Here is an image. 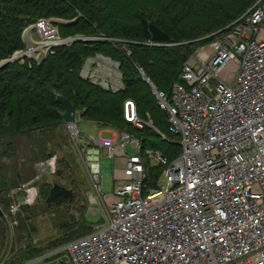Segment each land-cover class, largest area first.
<instances>
[{
  "label": "built area",
  "instance_id": "1",
  "mask_svg": "<svg viewBox=\"0 0 264 264\" xmlns=\"http://www.w3.org/2000/svg\"><path fill=\"white\" fill-rule=\"evenodd\" d=\"M60 22L42 18L31 25L19 61L41 62L74 43L60 36ZM217 35L184 63L169 96L138 68L179 138L181 152L172 162L159 151L143 156L141 141L124 131L115 139L87 137L85 146H92L81 149L77 124H68L97 192L91 200L101 202L105 219L91 234L21 264H42L61 252L73 264H264V0ZM122 50L132 55L127 45ZM79 76L105 91L125 89L120 63L100 54L85 60ZM123 112L133 127L166 138L149 114L139 116L135 101L127 100ZM146 159L167 165L166 186L146 188ZM56 160L47 162L51 173ZM105 174L114 179L111 196L102 193ZM27 192L30 205L36 192Z\"/></svg>",
  "mask_w": 264,
  "mask_h": 264
},
{
  "label": "trees",
  "instance_id": "2",
  "mask_svg": "<svg viewBox=\"0 0 264 264\" xmlns=\"http://www.w3.org/2000/svg\"><path fill=\"white\" fill-rule=\"evenodd\" d=\"M160 1L0 0V64L26 48L25 30L42 18L68 21L59 27L60 36L94 38L57 47L53 55L41 62L24 58L0 68V146L6 137L47 132L64 124L65 110L57 101L62 96L73 104L81 118L138 138L143 156L146 151L153 150L159 151L169 163L176 159L181 152L179 138L169 131L166 114L138 68L159 91L169 96L189 57L217 39L220 31L244 15L258 0H172L173 8L168 14L158 8ZM227 2L235 3L231 13L201 30L191 28V21L199 15L224 13ZM124 45L131 50V56H126L122 50ZM98 54L120 63L123 91H105L80 78L85 60ZM127 100L135 101L142 119L149 114L154 127L166 138L149 127L140 130L128 123L123 112ZM53 156L58 157L57 176L66 174L70 164L64 152L52 153L49 157ZM145 167L146 188H157L167 165H154L146 159ZM2 178L7 180L0 182V231L4 233L8 228L4 219L12 215L10 193L25 183L9 184L7 177L3 175ZM51 188L50 183H44L38 191L39 196L47 200ZM24 215L21 212L17 216V226L28 233L31 218ZM73 221L80 223L76 217ZM94 228L90 225L76 227L67 232L70 234L50 240L46 247H35L32 243L33 247L20 248L18 254L4 264H21L50 250L56 251L91 234Z\"/></svg>",
  "mask_w": 264,
  "mask_h": 264
},
{
  "label": "rangeland",
  "instance_id": "3",
  "mask_svg": "<svg viewBox=\"0 0 264 264\" xmlns=\"http://www.w3.org/2000/svg\"><path fill=\"white\" fill-rule=\"evenodd\" d=\"M171 1L172 0H161L157 6L163 13L168 14L173 8ZM178 6L180 5H176L175 7ZM234 6V2H227L224 13L197 16L191 21V28L193 30H201L212 25L215 21L231 13L234 10ZM180 9L183 11L182 7ZM168 19H170V17H168ZM66 24H68V21L61 20L58 27ZM24 34L23 40L27 44ZM61 36L62 38H67L62 34ZM32 37L35 38L34 40L39 39L35 33L32 34ZM180 75L181 72L179 78ZM76 123L78 131L81 134L79 148L91 147L92 144L85 146L88 141L87 137H97L100 132H102L103 128L97 126L94 122L81 118L79 113L77 114ZM101 126L104 125L101 124ZM101 134L105 138L110 137V135L106 133ZM61 151L64 152L70 164L69 171L66 174L64 173L65 176H57V163L55 174L51 173L47 167V162L52 158L49 157L50 154ZM126 153L132 154L133 149L127 147ZM38 164H44V167H37ZM0 171V182L7 181L2 178L4 175V177L9 179V184L19 183V181L25 183L21 184V187L12 190L10 193L12 199V206L10 207L12 215L8 216V219H4L8 231L6 230L4 233L0 231V261L4 263H8L9 260L15 257L20 248H25L27 245L32 246V243L35 247H46L50 240L64 236L65 233L70 232L71 229L76 227L84 228L86 225L95 227L102 224L105 219L106 212L101 202L98 200L97 203H94V201L91 200L92 197L97 199V192L84 167L76 145V140L73 139L67 123L60 125L55 130L47 132H35L33 134L4 138L0 146ZM46 182L50 183L52 186L59 183L68 190H72L76 198L71 203L49 207L46 200H43L38 194L41 186ZM161 184L166 186L165 179L164 177L162 178V175L159 178L157 186ZM74 185L76 186L75 190L73 189ZM151 187L153 188V186ZM33 188H36L34 202L30 205H24L28 196L27 191ZM113 189L114 179L112 174H105L102 178L103 195L111 196L113 194ZM21 206H24V208L20 209ZM13 207L17 208V210L12 212ZM21 212L25 214L23 217L27 219L31 218V220L28 221V233L17 226L19 224L17 216ZM72 215L80 220L79 224L73 221L74 217ZM68 234L70 233L66 235ZM50 248L51 247H49V249ZM54 251V249L50 250L46 252L45 255L53 253ZM42 264L73 263L69 260L65 252H61L59 254L57 253V255L49 261L42 262Z\"/></svg>",
  "mask_w": 264,
  "mask_h": 264
},
{
  "label": "water",
  "instance_id": "4",
  "mask_svg": "<svg viewBox=\"0 0 264 264\" xmlns=\"http://www.w3.org/2000/svg\"><path fill=\"white\" fill-rule=\"evenodd\" d=\"M91 39H93V38H91ZM91 39L83 38V37H76L73 40H74V42H86V41H90ZM22 55H23V53L15 54L10 59L2 62L0 64V68L4 67L5 65H7L9 63H13V62L19 60L22 57ZM57 101L60 105L63 106V108L65 110L63 113V121L67 124L76 123L77 111H76L75 107L73 106V104L62 96H59L57 98ZM74 199H75V194L73 193L72 190H68L67 188L60 185L59 183H56L52 186L46 202H47V205L49 207L61 206V205L71 203L72 201H74ZM0 215H2L1 210H0Z\"/></svg>",
  "mask_w": 264,
  "mask_h": 264
},
{
  "label": "crops",
  "instance_id": "5",
  "mask_svg": "<svg viewBox=\"0 0 264 264\" xmlns=\"http://www.w3.org/2000/svg\"><path fill=\"white\" fill-rule=\"evenodd\" d=\"M33 33H35V32H32V34ZM36 34V33H35ZM33 39H35L34 37H32ZM94 123H96V125L97 126H99V127H101V128H103V130H102V132H100V134L97 136V137H100V136H102V134L101 133H106V134H108V135H110V137H107V138H112V139H115L116 138V136H117V130H115L114 128H110V127H108V126H101V124L100 123H98V122H94ZM89 137H93V136H89ZM103 137V136H102ZM105 138V137H104ZM57 157V156H56ZM57 159H58V157H57ZM111 162L113 163V161H111V160H104V165L107 163H110L111 164ZM116 164H117V166L118 167H120V163H119V161L117 160L116 161ZM85 167V166H84ZM34 190L36 189V188H33ZM36 191V190H35ZM96 214V213H95Z\"/></svg>",
  "mask_w": 264,
  "mask_h": 264
},
{
  "label": "clouds",
  "instance_id": "6",
  "mask_svg": "<svg viewBox=\"0 0 264 264\" xmlns=\"http://www.w3.org/2000/svg\"><path fill=\"white\" fill-rule=\"evenodd\" d=\"M25 49H26V48H25ZM25 49H24V50H25ZM22 51H23V50H22ZM22 51H19V52H22ZM19 52H17V53H19ZM17 53H16V54H17ZM17 61H19V60H17Z\"/></svg>",
  "mask_w": 264,
  "mask_h": 264
},
{
  "label": "flooded vegetation",
  "instance_id": "7",
  "mask_svg": "<svg viewBox=\"0 0 264 264\" xmlns=\"http://www.w3.org/2000/svg\"><path fill=\"white\" fill-rule=\"evenodd\" d=\"M76 198V197H75Z\"/></svg>",
  "mask_w": 264,
  "mask_h": 264
}]
</instances>
